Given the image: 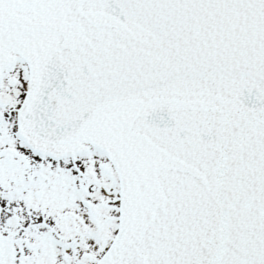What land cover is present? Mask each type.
<instances>
[{"label":"snow or ice","instance_id":"6c2138e0","mask_svg":"<svg viewBox=\"0 0 264 264\" xmlns=\"http://www.w3.org/2000/svg\"><path fill=\"white\" fill-rule=\"evenodd\" d=\"M0 264H264V0H0Z\"/></svg>","mask_w":264,"mask_h":264}]
</instances>
